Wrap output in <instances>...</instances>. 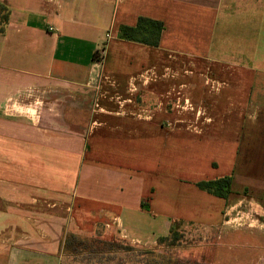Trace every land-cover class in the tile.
Returning a JSON list of instances; mask_svg holds the SVG:
<instances>
[{
    "label": "crops",
    "instance_id": "0c3cea01",
    "mask_svg": "<svg viewBox=\"0 0 264 264\" xmlns=\"http://www.w3.org/2000/svg\"><path fill=\"white\" fill-rule=\"evenodd\" d=\"M0 6V264H60L72 228L153 246L188 226L212 264H264V0ZM140 18L158 46L119 37ZM223 177L227 198L197 186Z\"/></svg>",
    "mask_w": 264,
    "mask_h": 264
},
{
    "label": "rangeland",
    "instance_id": "374dc122",
    "mask_svg": "<svg viewBox=\"0 0 264 264\" xmlns=\"http://www.w3.org/2000/svg\"><path fill=\"white\" fill-rule=\"evenodd\" d=\"M251 14H255V11L245 9L244 6L238 7L228 23L233 25L235 31L243 30L240 23L248 22L246 16ZM0 17H3L1 6ZM233 35L238 38L237 33ZM211 158L215 160L208 158L205 168L211 162L215 163L214 166L225 167L224 158ZM178 234L177 240L169 239L153 246H143L133 244L106 227L98 229L93 235H84L72 228L64 237L60 264H212L214 237L210 231L188 226L181 227Z\"/></svg>",
    "mask_w": 264,
    "mask_h": 264
},
{
    "label": "trees",
    "instance_id": "16d2710c",
    "mask_svg": "<svg viewBox=\"0 0 264 264\" xmlns=\"http://www.w3.org/2000/svg\"><path fill=\"white\" fill-rule=\"evenodd\" d=\"M164 25L158 21H152L146 18H140L136 27L122 26L119 29V37L121 39L138 42L149 46H158L159 38ZM231 177H223L213 181H203L197 186L209 194L220 198H227L231 192ZM178 228L172 230L167 238H160L158 243L166 242L169 239L177 240L179 237Z\"/></svg>",
    "mask_w": 264,
    "mask_h": 264
},
{
    "label": "built area",
    "instance_id": "2783aa9c",
    "mask_svg": "<svg viewBox=\"0 0 264 264\" xmlns=\"http://www.w3.org/2000/svg\"><path fill=\"white\" fill-rule=\"evenodd\" d=\"M133 244H140L139 241L135 240V241H132Z\"/></svg>",
    "mask_w": 264,
    "mask_h": 264
}]
</instances>
